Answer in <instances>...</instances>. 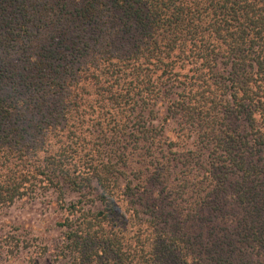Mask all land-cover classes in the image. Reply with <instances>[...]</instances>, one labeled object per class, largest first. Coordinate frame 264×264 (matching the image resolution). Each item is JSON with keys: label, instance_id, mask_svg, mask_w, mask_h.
Returning a JSON list of instances; mask_svg holds the SVG:
<instances>
[{"label": "trees", "instance_id": "obj_1", "mask_svg": "<svg viewBox=\"0 0 264 264\" xmlns=\"http://www.w3.org/2000/svg\"><path fill=\"white\" fill-rule=\"evenodd\" d=\"M63 185L62 264H264V0H0V212Z\"/></svg>", "mask_w": 264, "mask_h": 264}, {"label": "rangeland", "instance_id": "obj_2", "mask_svg": "<svg viewBox=\"0 0 264 264\" xmlns=\"http://www.w3.org/2000/svg\"><path fill=\"white\" fill-rule=\"evenodd\" d=\"M178 62V60H176ZM182 64V62H180ZM178 63V65L180 64ZM183 74L196 76L193 70L194 62L185 63ZM225 66L218 63L217 72L222 74ZM178 91V89H175ZM172 98H175L172 96ZM166 104L161 103L155 108L156 126L165 128V135H173L177 129L175 117L167 123L163 119L170 118L166 114ZM170 138L173 139V136ZM64 196L49 190L41 193L33 200L16 201L13 205L0 212V264H62L58 258L61 249L63 229L58 226L66 218H83L79 212L90 210L98 212L102 209L96 200L95 185L86 188L81 195L72 191L68 186L62 187ZM76 204L75 210L68 212L71 204Z\"/></svg>", "mask_w": 264, "mask_h": 264}]
</instances>
